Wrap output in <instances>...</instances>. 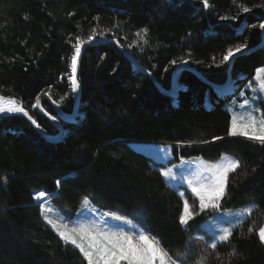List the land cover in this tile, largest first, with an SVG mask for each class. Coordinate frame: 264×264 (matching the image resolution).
Wrapping results in <instances>:
<instances>
[{
	"label": "trees",
	"instance_id": "obj_1",
	"mask_svg": "<svg viewBox=\"0 0 264 264\" xmlns=\"http://www.w3.org/2000/svg\"><path fill=\"white\" fill-rule=\"evenodd\" d=\"M210 3L213 7L206 10L198 0H171L170 4L161 0H0V95L23 102L41 124L42 133L57 135L59 129L31 109V104L46 89L53 100L68 93L58 110L71 114L75 99L67 78L60 79L61 73L68 72L62 57L72 51L68 34L86 37L97 23L104 29L116 22L121 27L113 31L121 43H131L136 38L132 33L149 28L150 47L143 52L135 48L131 54L124 52L150 70L163 90L171 88L176 67L168 61L189 52L188 66L207 82L223 84L228 64L219 62L224 51L247 42L251 51L238 55L230 68L229 85L240 87L255 68L264 65L261 29L251 27L264 20V7H259L264 0ZM239 4L252 11L242 13L237 21L219 20V16L236 15ZM68 12L75 15L68 17ZM94 16H99V21L93 20ZM126 34L127 41L123 39ZM107 40L83 52L78 108L70 120L58 117L65 131L59 139L47 140L23 116L0 115V175L10 177L6 184L0 181V264H81L78 250L65 248L45 226L38 203L32 200L34 191L55 192L57 179L63 185L60 195L52 199L54 203L75 208L85 194L94 195L95 201L116 206L125 214L142 213V222L152 234L163 238L171 253L185 250L194 223L190 222L188 231L179 225L181 199L154 167L157 162L134 149L132 141L197 142L178 153L173 151L176 161L181 155L214 159L222 152L241 158L244 167L230 174L232 186L224 207L252 198L259 211L237 226L230 243L217 247L206 264H220L217 254L229 264L227 254L233 246L239 255L230 264H264V246L258 238L241 235L247 234L254 221L257 226L263 221L264 149L243 137L227 135L230 116L223 103L233 89L215 90L182 70L176 93L165 94L132 65L113 42L112 33ZM114 67L116 73H112ZM41 104L49 115L57 116L47 99ZM212 136L224 139L209 145L198 143ZM253 167H257L255 175L243 180L244 172Z\"/></svg>",
	"mask_w": 264,
	"mask_h": 264
},
{
	"label": "snow or ice",
	"instance_id": "obj_2",
	"mask_svg": "<svg viewBox=\"0 0 264 264\" xmlns=\"http://www.w3.org/2000/svg\"><path fill=\"white\" fill-rule=\"evenodd\" d=\"M161 2L170 4L171 0H161ZM233 2L235 4L236 0H233ZM198 3L206 10L213 7L210 0H198ZM237 7L239 11L236 15L219 16V20L237 21L242 13L252 11L251 8L243 4H239ZM259 7H264V5ZM74 15L73 12L67 13L68 17ZM25 19H27V16H25ZM92 19L99 21L100 18L94 16ZM79 27L80 25H77V28ZM120 27V22H116L112 24L111 28L101 29L97 23L91 27L86 37L80 34H68L67 42L71 45L72 51L70 56L62 57L67 61L68 72L61 73L60 79L67 78L73 97L78 95L81 88L78 69L82 63L83 52L88 46L95 44L98 39H107L108 33H112V40L116 46L122 51L128 50L129 54L134 48L143 52L145 47L151 46L148 27H141L135 33H132L136 38L132 39L131 43L120 42V38L113 31L114 29H120ZM251 27H259L264 31V20H261L258 25H251ZM123 39L127 41L128 35L126 34ZM246 50H248L247 42L229 46L224 51L219 64L226 65L230 63ZM100 59L103 60L104 57L101 56ZM190 61L191 53L189 52L186 57L172 59L168 61V64L172 66L187 65ZM213 62L215 63V57H213ZM142 70L147 72L149 76L152 75L150 70ZM164 71L167 72L168 67H165ZM116 72L117 68L114 67L112 73ZM254 83L257 84L255 88H253ZM49 88L51 89L52 85H49ZM245 89H251L253 92V96L248 97L245 95L244 90L240 91V97L243 98L241 107L248 109L247 115L240 117L233 112L227 135L243 137L254 146L258 145L261 149H264V107H256L257 104L264 105V99L260 98V94H264V66L256 68L255 76L245 85ZM42 96L47 97L52 104L60 108L68 93L61 96L59 100H53L50 92H43L42 95L37 94L35 102L31 104V109H39L44 115L49 116V119L56 122L58 117L49 115L42 107ZM0 114H22L35 128L43 131L41 124L30 114L27 106L23 102L17 101L14 96L0 95ZM223 139L222 136H212L210 140H200L198 143L209 145ZM196 143V141H177L175 145L158 148V151L163 152L165 156H169L173 154V151L178 153L181 148L192 147ZM179 159V166L193 165L196 169L195 172L187 170L190 172L189 175L177 176L178 165L159 169L160 175L166 180H179L187 186L185 191L178 192L182 200V208L177 218L178 223L185 231H188L192 227L190 222L202 214L211 212L212 215L207 217V222L210 223L211 229H213L211 231V243H208L205 236L189 237L187 249L184 253H171L170 249L164 246L163 238L152 234L151 230L142 222L145 219L142 213L129 218L128 215L118 214L116 211H106L104 206H97L94 203L95 196L91 194H85L81 198L80 206L76 209L75 219H73L70 212L61 214L59 219H53L51 215L53 209L50 201L60 195L63 185L61 179L55 181V192H48L43 189L34 191L32 200L38 203L39 215L45 226L51 228L65 248L71 246L73 249L78 250L82 258L81 264H187L188 256L195 247V241H204L208 249L213 251L217 247L227 246L234 235L235 228L239 224L247 222L254 212L259 211V205L253 201L238 209L224 207L226 200L229 198L228 189L232 186L230 174L236 173L244 167L241 158L224 156L219 161L210 162L199 157L186 159L181 155ZM256 172L257 167H253L251 172L245 171L243 180H247L250 175H255ZM9 179L8 174L0 175V181L5 184ZM189 192L194 200L198 201V207L195 204H190L187 195ZM110 221L115 223L110 224ZM223 224L228 226L224 227ZM241 235L242 237L255 235L260 245L264 246V223L257 226L254 221L248 227L247 234L242 233ZM201 252V258L196 264H204V260L210 255L205 249H202ZM238 255L235 246H233V250L227 254L229 264ZM216 259L220 261V264H225L219 254H217Z\"/></svg>",
	"mask_w": 264,
	"mask_h": 264
},
{
	"label": "rangeland",
	"instance_id": "obj_3",
	"mask_svg": "<svg viewBox=\"0 0 264 264\" xmlns=\"http://www.w3.org/2000/svg\"><path fill=\"white\" fill-rule=\"evenodd\" d=\"M264 66V65H262ZM261 67V66H259ZM258 68V67H257ZM256 74V68L254 69V73L252 75V77L248 78V80L242 84L240 87L237 86V84L235 86H231L228 85L225 89H227L226 91H231L233 89V91L230 93L229 99H227L223 105L224 107L227 109L230 119H231V115L233 112H235L238 116L243 117L247 115L248 109L247 108H242L241 104L243 102V98L240 97V91L244 90L245 91V95L248 97L253 96V92L251 89H245V85L248 84L249 80H252L253 77ZM257 87V84H253V88ZM224 90V92H226ZM43 92H47L46 90H43L41 93ZM221 94V93H218ZM260 98L264 99V94H260ZM233 101H235V103H233ZM256 107H264V105H260L257 104ZM131 145L134 149L150 156L153 160H155L157 163L154 164V167L159 171V169L161 168H170L173 167V165H180V159L179 160H173L172 155L169 156H165V154L163 152L158 151V148L164 147L166 145V143H161V142H157V141H132ZM224 156H229V157H236L233 153L231 152H222L218 157L214 158V159H207L201 156H194V157H188L186 159L192 158L195 159L197 157L210 161V162H216L221 160L222 157ZM187 170H191V172H195V166L193 165H183V166H179L177 168V176L180 175H189L190 172ZM160 173V172H159ZM164 179V181L166 182V184L178 195V192L180 191H185L186 190V184L181 183L179 180L177 181H168L166 180L164 177H162ZM188 198H189V202L190 204H195L198 207V201L194 200V198L191 196L190 192L187 194ZM179 197V195H178ZM180 198V197H179ZM182 201V200H181ZM255 202L254 199H249L247 200L245 203H242L240 205L231 207V209H238L242 206H245L246 204H248L249 202ZM94 203L97 206H104V210L106 211H116L118 212V214H123V215H128L129 218H132L133 216H137L138 214H125L122 211H120L116 206H108L104 203H101L99 201H95ZM50 205L52 207V218L53 219H59V216L61 214H66L68 212H70L73 216V219H75V213H76V209L77 207L80 206V203L75 207V208H66V207H62L56 203H54L52 200L50 201ZM212 215V213H205L202 214L201 216H198L194 221V228L193 230L190 232L189 237H195L197 235H201V236H205V239L208 240V243H211V231H213V229H211V225L210 223L207 222V217ZM227 219V218H225ZM111 223H115L113 221L109 222ZM262 223H264V217H263V221ZM240 225V224H239ZM238 225V226H239ZM71 226V225H69ZM202 226H204L202 228ZM222 226L226 227L228 226L227 224H223ZM127 230V228H126ZM189 241V240H188ZM187 249V245L185 250H183L180 253H184ZM205 249L207 250V253H210V255H208L207 259L204 260V264H206L207 260L213 255L214 251L211 249H208L207 244L204 243V241H195V247L193 248V250L191 251V253L188 256L187 259V264H196V262L201 258V250Z\"/></svg>",
	"mask_w": 264,
	"mask_h": 264
},
{
	"label": "water",
	"instance_id": "obj_4",
	"mask_svg": "<svg viewBox=\"0 0 264 264\" xmlns=\"http://www.w3.org/2000/svg\"><path fill=\"white\" fill-rule=\"evenodd\" d=\"M261 39L262 40H261V42H260L259 45H262L263 42H264V31H262V30H261ZM109 41L110 40H107V39H103V40H100L99 39V40L96 41V43H106V42H109ZM119 50L124 53V55L130 60V62L132 63V65L134 67L138 68L143 74L147 75L153 81V83H155V85L157 86L158 90H160L163 93H169L170 94V93H175L178 90V88H177L178 75H179V73L182 70H188V71L192 72L198 79H200L203 82L209 84L212 88H214L216 90L217 89H223L226 85H228L230 83V68H231V64H232L233 61H231L230 63H228V67H227V79H226V81L223 84H212L210 82H207L194 68H192V67H190L188 65H177L174 68V70H173L171 89L169 91L165 92L158 84H156L155 79H154V77L152 75L149 76L147 74V72L143 71L142 70L143 68L141 66H139L127 53H125L121 49H119ZM250 51H251V49H248L243 54H246V53H248ZM239 55H242V54H239ZM42 94L43 93H40V95H42ZM44 98L47 99L48 102L51 104L52 108L55 110V112L57 114V117L62 118V119L70 120L75 115L76 110L78 108L79 95H76L74 97L75 103H74L73 112L71 114H64V113H62L60 110H58V108L56 107V105H54V104L51 103V100H49L47 97H43L42 96V99H44ZM34 102H35V100H34ZM36 111L39 112L40 114H42L43 116H45L50 122H52L59 129V133L56 136H47L44 133H42V131H40V129L35 128V126H33L30 121H28V120L27 121L37 130V132L41 136H43L47 140L53 142V141H56L57 139H59L63 135V133L65 131L62 128V126L60 125V123L58 122V120L56 122H53L51 119H49V116L44 115V113L41 112L39 109H36ZM0 115H20V116H22V114H0Z\"/></svg>",
	"mask_w": 264,
	"mask_h": 264
},
{
	"label": "bare ground",
	"instance_id": "obj_5",
	"mask_svg": "<svg viewBox=\"0 0 264 264\" xmlns=\"http://www.w3.org/2000/svg\"><path fill=\"white\" fill-rule=\"evenodd\" d=\"M170 89H171V88H170ZM170 89H169V90H170ZM169 90H164V91H165V92H167V91H169ZM223 90H225V91H226L227 89H223ZM175 93H176V92H175ZM175 93H170V94H175ZM165 94H169V93H165ZM219 95H222V93H221V94H219ZM55 136H56V135H55ZM161 143H162V142H161Z\"/></svg>",
	"mask_w": 264,
	"mask_h": 264
}]
</instances>
